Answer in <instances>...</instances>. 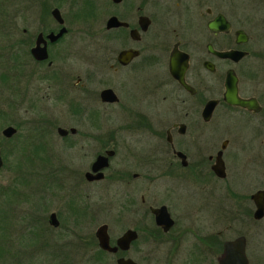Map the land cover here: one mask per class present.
Masks as SVG:
<instances>
[{"label":"flooded vegetation","instance_id":"1","mask_svg":"<svg viewBox=\"0 0 264 264\" xmlns=\"http://www.w3.org/2000/svg\"><path fill=\"white\" fill-rule=\"evenodd\" d=\"M240 1L235 8L237 0H0V157L4 166L5 156H31L23 168L31 167L38 182L34 197L4 202L11 219L26 206L19 213L32 235L27 244L2 236L1 264H31L19 250L15 258L8 253L14 240L31 247L37 233L46 264H73V247L90 253L91 264H103L91 255L96 250L115 264L134 261L127 253L140 237L176 250L186 243L195 259L198 245L211 264L226 242L244 237L251 263L246 233L260 221L252 195L264 191V159L251 164L246 181L239 176L248 149L264 147V40L252 32L264 0ZM232 51L234 57L217 55ZM171 61L187 87L171 75ZM233 83L249 106L227 101ZM57 107L80 129L60 125ZM59 154L80 155L86 165ZM99 158L105 165L93 172ZM174 179L192 185V200L180 205ZM101 183L129 191L112 207L89 196L87 187ZM112 208L129 216L130 227L113 238L109 225L100 226H107L111 247L134 231L127 251L101 250L100 226L81 235L89 219ZM207 212L210 229H196V213ZM184 215L195 221L186 227ZM227 233L237 236L225 239Z\"/></svg>","mask_w":264,"mask_h":264},{"label":"rangeland","instance_id":"2","mask_svg":"<svg viewBox=\"0 0 264 264\" xmlns=\"http://www.w3.org/2000/svg\"><path fill=\"white\" fill-rule=\"evenodd\" d=\"M243 2L237 0L236 5L234 7H242ZM264 15L261 19V23L259 24L257 21L254 22L252 27V32L255 38L263 39L264 40ZM54 115L60 119V125L64 127H74L79 128L80 125H76L74 122L70 125L68 121H64L66 116H68L67 111L64 107H57L54 110ZM62 147V146H60ZM56 148V147H52ZM57 148H59L57 146ZM61 149V148H59ZM68 155V154H67ZM79 155V154H77ZM69 157L73 159L74 164L77 167H83L86 165L84 158L80 155H68L65 156L64 154H59L58 159L63 158L66 162L69 160ZM35 159V158H34ZM264 159V147L259 148H252L248 149V152L245 155V165L243 166L242 170L240 171V180L246 181L248 179V173L250 172L251 164L253 162H258ZM24 162L32 165L31 163V156L27 158H21L19 155L17 156H5L4 157V166L0 170V239L2 236H5L6 233L11 239H17L19 237L24 238V244L28 243V232H30L31 226L28 224L29 221L22 218V215L19 213L20 210L25 211L26 206H20L17 208L14 218L8 217V214L4 213V202H10L12 200L11 206H17L15 203L17 200L16 198L21 197H34L36 184L38 182L34 181V172L31 167L23 168ZM248 162V163H247ZM35 165V160L34 164ZM82 168V169H83ZM252 169V168H251ZM260 174V173H259ZM176 186L180 190V194L177 197L178 202L180 205H183L187 200H192L194 198L192 185H185L182 183H178L176 179ZM106 183L96 184L93 186L87 187V191L89 192V196L94 198V201H102L107 204H111L112 207L116 206V203L122 202V195L123 193H128L129 190L121 189L118 186L109 187L106 186ZM10 188L14 189L12 192H8ZM183 189V194L182 190ZM252 191H249L251 193ZM8 193V194H6ZM200 193L199 189H196V194ZM6 194V195H5ZM207 195V194H205ZM216 197L222 196L219 193L215 194ZM197 197V196H196ZM198 198V197H197ZM117 200V201H116ZM22 202V201H18ZM3 204V206H2ZM119 205V204H118ZM196 205L198 202L196 201ZM4 207V208H3ZM23 214V212H22ZM185 219L181 222L187 227L188 224H191L195 221L194 217H187L184 215ZM196 229H210L211 223L213 222V218L211 214L205 213L203 216L199 218L198 214L196 213ZM101 224L109 225V233L111 237L115 238L121 232L122 228L130 227V219L129 216L126 215L123 218H119L116 215V209L105 211L99 213L95 218L89 219L86 227L82 229L81 235L86 234H94L96 228ZM251 228V227H250ZM248 256L250 257V264H264V217L248 231ZM210 233V231H202V234ZM204 236V235H202ZM237 235L233 233H227L225 239H233ZM28 237V238H27ZM7 239H5L6 241ZM250 240V242H249ZM19 241V240H18ZM17 240H14L13 247L10 253L11 258H15V251L21 252L20 259L25 262H29L31 264H46L43 262L42 258L39 257L37 254V250L39 246L44 243L43 237H39L37 233L36 241L31 242V247H22ZM23 243V242H22ZM2 242L0 241V246ZM76 241L74 239V243ZM78 245V244H77ZM200 246H196V254L199 251ZM77 248L73 247L72 250V257H73V264H91L86 262L87 257H89L90 253H85L84 250H78ZM203 249V248H202ZM204 251V252H203ZM203 254L196 256L192 254L191 257L188 254V249L186 243L179 246L178 249H174L169 246L159 245L155 246L154 244H146L142 237L139 238L136 246L132 248L128 253L127 256L131 257L137 264H211L212 261L211 256L208 251L203 249ZM95 251L91 252V255ZM7 254V255H8ZM186 254L187 257H186ZM41 256V255H40ZM45 255H42V257ZM44 259V258H43ZM46 260V259H45ZM194 260L196 262H194ZM1 262V261H0ZM103 264H115L113 261L105 260L102 261ZM1 264V263H0ZM215 264V263H212Z\"/></svg>","mask_w":264,"mask_h":264},{"label":"water","instance_id":"3","mask_svg":"<svg viewBox=\"0 0 264 264\" xmlns=\"http://www.w3.org/2000/svg\"><path fill=\"white\" fill-rule=\"evenodd\" d=\"M208 28L210 30H214L213 24H209ZM236 52H226V53H221L217 54L218 56L222 58H230L234 57ZM173 61H171L170 65V72L171 75L183 86L187 87L184 84L183 77L182 75L178 74L174 68H173ZM185 64V63H184ZM108 95V91L105 93ZM110 101H113V97L110 96ZM226 99L229 103L236 104L242 107H247L249 106L247 101H243L237 98L236 96V85L235 83L231 85L227 84V94H226ZM60 133H65L64 131H59ZM74 132V130H72ZM14 133V130L11 128H8L4 130L3 134L6 137H10ZM111 155V154H110ZM103 160V164H102ZM106 158H99L98 161L94 164L93 166V172H97L100 167H103L104 162ZM3 166V161L2 158L0 157V169ZM216 173L219 176H222V173L219 169H216ZM100 176H98L99 178ZM252 200L255 204V212H254V219L255 220H261L264 217V191H259L256 192L254 195H252ZM161 211H164L161 209ZM156 212V211H155ZM167 218H169L166 215ZM165 219L162 217H157L156 222L159 226L164 228L165 230L169 229L172 225V221L170 219ZM98 246L101 250L110 252V253H116L118 250L121 251H127L130 247L131 242L136 238V233L134 231L128 230L122 235L116 242V245L114 247L110 246L109 243V236L107 233V226L102 225L100 226L95 233ZM245 246H246V241L244 237H238L232 241H228L224 244L223 247V252L221 256L218 259V264H249L248 259L246 256L245 252ZM117 264H136L134 261L131 259H124L120 258L117 260Z\"/></svg>","mask_w":264,"mask_h":264},{"label":"trees","instance_id":"4","mask_svg":"<svg viewBox=\"0 0 264 264\" xmlns=\"http://www.w3.org/2000/svg\"><path fill=\"white\" fill-rule=\"evenodd\" d=\"M14 189H11L9 192H12ZM6 195V194H5ZM204 244H206V245H208L209 243L208 242H205L204 241ZM203 249H202V247H200L199 248V251L197 252V254H196V256L198 255L199 256V254L200 255H202L203 254ZM103 254H102V252L100 251V250H96L95 252H94V260L97 262V261H102L103 260V256H102Z\"/></svg>","mask_w":264,"mask_h":264}]
</instances>
